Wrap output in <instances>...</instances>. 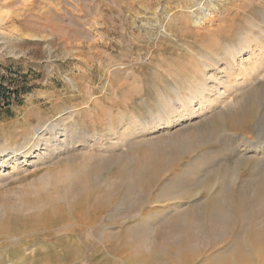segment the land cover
I'll use <instances>...</instances> for the list:
<instances>
[{
  "label": "rangeland",
  "instance_id": "obj_1",
  "mask_svg": "<svg viewBox=\"0 0 264 264\" xmlns=\"http://www.w3.org/2000/svg\"><path fill=\"white\" fill-rule=\"evenodd\" d=\"M0 82V264L264 247V0H0Z\"/></svg>",
  "mask_w": 264,
  "mask_h": 264
},
{
  "label": "bare ground",
  "instance_id": "obj_2",
  "mask_svg": "<svg viewBox=\"0 0 264 264\" xmlns=\"http://www.w3.org/2000/svg\"><path fill=\"white\" fill-rule=\"evenodd\" d=\"M200 1V0H199ZM208 1H210V0H208ZM226 35V34H225ZM246 37V36H245ZM261 38V37H260ZM242 49V48H241ZM241 49H239L238 51H236L234 54H232V59H234V58H238V56H239V54L237 55V52H240L241 51ZM247 49V48H246ZM248 51V50H247ZM255 51V50H254ZM237 55V56H236ZM230 63V62H229ZM228 63V64H229ZM230 65V64H229ZM228 65V66H229ZM232 65V64H231ZM230 67V66H229ZM215 68V67H214ZM217 69V68H216ZM226 73V72H225ZM195 100V99H194ZM50 130V129H49ZM54 130V129H53ZM42 130H41V127L39 128V132H41ZM52 133V132H51ZM55 141H56V139H55ZM57 142V141H56ZM39 144V143H38ZM38 144L36 143H33V142H31L28 146H27V148L26 147H20V148H18V149H12V150H10V151H8V152H6L4 155H2V154H0V167L4 164V163H8V161L10 160V159H12V165H14V164H17L18 162L20 163V162H24V161H26V159H29L30 157H33V155H34V151L35 150H37L38 149ZM190 144V143H189ZM47 145V144H46ZM193 145H194V143H193ZM31 146L33 147V149H31ZM26 148V149H25ZM6 156V157H5ZM5 157V158H4ZM21 158V160L19 161V159ZM243 187V186H242ZM243 189V188H242ZM31 190V189H30ZM244 190V189H243ZM6 196V195H5ZM225 201V200H224ZM214 202V201H213ZM215 207H218L219 208V210L220 211H217V210H214V211H216V212H218V213H216V215L218 216V217H223L224 215H223V213H222V211H221V209H222V207H221V204L222 203H224L223 202V199L220 197V196H218V197H216L215 198ZM95 206V205H94ZM95 207H97V206H95ZM243 210V209H242ZM242 210H240V211H242ZM96 213V212H95ZM222 215V216H221ZM178 220V219H177ZM177 224V223H176ZM178 225V224H177ZM211 227V226H210ZM211 229V228H210ZM91 230V229H90ZM172 231V230H171ZM209 231V230H208ZM218 231V230H217ZM88 236V235H87ZM259 238V237H258ZM258 240H260V239H258ZM263 240V239H262ZM264 242V241H263ZM178 243V242H177ZM200 243V242H199ZM189 244H190V242H189ZM190 245H193V244H190ZM161 246H162V244H161ZM189 247V246H188ZM198 248V247H197ZM255 252V251H254ZM257 253L256 254H252V255H254V257H253V260L252 259H247V258H245L243 255H246V254H244L243 253V255H242V252H240L239 254H241L240 255V257H238L237 259H234V262H233V264H264V247H260L259 246V249L256 251ZM194 254V253H193ZM238 254V255H239ZM242 256V257H241ZM235 257V256H234ZM187 258V257H186ZM221 263V262H220ZM225 263V262H224ZM227 263L228 264H230V262L229 261H227ZM226 264V263H225Z\"/></svg>",
  "mask_w": 264,
  "mask_h": 264
},
{
  "label": "trees",
  "instance_id": "obj_3",
  "mask_svg": "<svg viewBox=\"0 0 264 264\" xmlns=\"http://www.w3.org/2000/svg\"><path fill=\"white\" fill-rule=\"evenodd\" d=\"M25 92V89H10L0 82V115L8 113L10 106L14 102H18L21 94Z\"/></svg>",
  "mask_w": 264,
  "mask_h": 264
}]
</instances>
